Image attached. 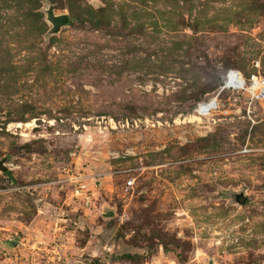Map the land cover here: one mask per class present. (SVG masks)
Returning a JSON list of instances; mask_svg holds the SVG:
<instances>
[{"label": "rangeland", "instance_id": "rangeland-1", "mask_svg": "<svg viewBox=\"0 0 264 264\" xmlns=\"http://www.w3.org/2000/svg\"><path fill=\"white\" fill-rule=\"evenodd\" d=\"M50 1L48 37L46 0H0V264H264V120L188 119L264 74V0Z\"/></svg>", "mask_w": 264, "mask_h": 264}, {"label": "built area", "instance_id": "built-area-1", "mask_svg": "<svg viewBox=\"0 0 264 264\" xmlns=\"http://www.w3.org/2000/svg\"><path fill=\"white\" fill-rule=\"evenodd\" d=\"M220 113L231 114L234 118L244 120L248 124L249 138L254 129L263 121L264 114V74L261 60H256L252 64V70L247 73L242 69L229 67L221 75L218 89L199 101L193 111L189 114V121H199V123L210 122L209 126L203 127L211 130V122L216 121V116ZM127 125L130 124L129 120ZM248 142L243 152H250L253 149ZM79 183L75 190V195H82L87 185ZM133 187V181L129 180L128 188ZM88 193V192H87Z\"/></svg>", "mask_w": 264, "mask_h": 264}, {"label": "water", "instance_id": "water-1", "mask_svg": "<svg viewBox=\"0 0 264 264\" xmlns=\"http://www.w3.org/2000/svg\"><path fill=\"white\" fill-rule=\"evenodd\" d=\"M93 3H97L99 7H102L103 4L100 2H96L95 0ZM44 12L46 13V20L50 24V30L47 32V36L59 34L60 31L68 26L71 22V16L69 13H56L55 6L50 0H46V6L44 8ZM9 169L7 166V158L0 160V170L5 172ZM231 198L234 202L244 205L247 200V195L244 191L241 192H233L231 193ZM103 215L106 217H114L117 215V209L112 207L108 204H104L103 208Z\"/></svg>", "mask_w": 264, "mask_h": 264}, {"label": "trees", "instance_id": "trees-1", "mask_svg": "<svg viewBox=\"0 0 264 264\" xmlns=\"http://www.w3.org/2000/svg\"><path fill=\"white\" fill-rule=\"evenodd\" d=\"M219 85H220V84H219ZM218 87H219V86H218ZM218 87H217V88H218ZM126 256H127V257H133V256H132V255H130V254H128V255H126Z\"/></svg>", "mask_w": 264, "mask_h": 264}, {"label": "bare ground", "instance_id": "bare-ground-1", "mask_svg": "<svg viewBox=\"0 0 264 264\" xmlns=\"http://www.w3.org/2000/svg\"><path fill=\"white\" fill-rule=\"evenodd\" d=\"M20 125V124H19ZM28 125H31V124H28ZM35 125V124H34Z\"/></svg>", "mask_w": 264, "mask_h": 264}]
</instances>
